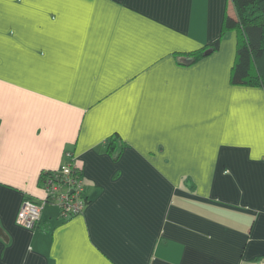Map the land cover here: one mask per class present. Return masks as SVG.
<instances>
[{
	"label": "crops",
	"instance_id": "1",
	"mask_svg": "<svg viewBox=\"0 0 264 264\" xmlns=\"http://www.w3.org/2000/svg\"><path fill=\"white\" fill-rule=\"evenodd\" d=\"M225 7L0 0V264H264V86L230 81L234 32L210 50ZM67 163L63 216L39 174Z\"/></svg>",
	"mask_w": 264,
	"mask_h": 264
},
{
	"label": "trees",
	"instance_id": "2",
	"mask_svg": "<svg viewBox=\"0 0 264 264\" xmlns=\"http://www.w3.org/2000/svg\"><path fill=\"white\" fill-rule=\"evenodd\" d=\"M231 1L233 13L230 15L224 8L219 34L209 42L210 50L218 48L225 33L234 31L235 55L230 69V81L264 86V0ZM76 167L78 178L84 182L80 168ZM47 172L42 170L39 179L44 180ZM59 211L62 214L61 209Z\"/></svg>",
	"mask_w": 264,
	"mask_h": 264
},
{
	"label": "built area",
	"instance_id": "3",
	"mask_svg": "<svg viewBox=\"0 0 264 264\" xmlns=\"http://www.w3.org/2000/svg\"><path fill=\"white\" fill-rule=\"evenodd\" d=\"M74 163L62 164L60 168L48 171L44 177L46 198L55 200L63 216L78 213L85 204L82 178H78ZM42 203L24 199L16 221L25 227H33L41 213Z\"/></svg>",
	"mask_w": 264,
	"mask_h": 264
},
{
	"label": "rangeland",
	"instance_id": "4",
	"mask_svg": "<svg viewBox=\"0 0 264 264\" xmlns=\"http://www.w3.org/2000/svg\"><path fill=\"white\" fill-rule=\"evenodd\" d=\"M231 32H234V31H231ZM231 32L225 33V34H226V36H225V37H228V38H229V37H230V35H231V34H230ZM234 35H235V33H234ZM60 167H61V166H59L58 168H60Z\"/></svg>",
	"mask_w": 264,
	"mask_h": 264
},
{
	"label": "bare ground",
	"instance_id": "5",
	"mask_svg": "<svg viewBox=\"0 0 264 264\" xmlns=\"http://www.w3.org/2000/svg\"><path fill=\"white\" fill-rule=\"evenodd\" d=\"M54 169H50V170H48V171H53ZM23 202V201H22ZM22 204V203H21ZM21 206V205H20ZM20 208V207H19ZM19 210V209H18ZM18 213V212H17Z\"/></svg>",
	"mask_w": 264,
	"mask_h": 264
}]
</instances>
